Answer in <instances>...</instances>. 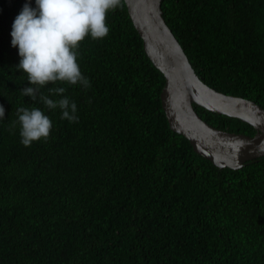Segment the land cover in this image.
<instances>
[{
  "label": "trees",
  "instance_id": "16d2710c",
  "mask_svg": "<svg viewBox=\"0 0 264 264\" xmlns=\"http://www.w3.org/2000/svg\"><path fill=\"white\" fill-rule=\"evenodd\" d=\"M0 0V264H264V156L218 168L173 132L162 73L124 0L102 39L78 49L90 81L62 86L78 122L23 96L11 26L25 3ZM166 24L205 84L264 108V0H161ZM52 99L59 97L50 96ZM52 121L25 147L17 109ZM209 124L253 135L238 118L194 104Z\"/></svg>",
  "mask_w": 264,
  "mask_h": 264
},
{
  "label": "water",
  "instance_id": "95a60500",
  "mask_svg": "<svg viewBox=\"0 0 264 264\" xmlns=\"http://www.w3.org/2000/svg\"><path fill=\"white\" fill-rule=\"evenodd\" d=\"M144 52L162 73L161 105L169 128L184 136L195 153L218 168L238 169L264 156V108L256 102L211 88L195 73L183 48L163 17L161 0H124ZM194 104L238 118L253 135L215 127L201 118Z\"/></svg>",
  "mask_w": 264,
  "mask_h": 264
},
{
  "label": "clouds",
  "instance_id": "9594fccd",
  "mask_svg": "<svg viewBox=\"0 0 264 264\" xmlns=\"http://www.w3.org/2000/svg\"><path fill=\"white\" fill-rule=\"evenodd\" d=\"M121 6V0H35V7L25 3L11 26V45L18 49L19 63L15 66L25 75L31 87L22 95L41 102L46 108L61 110V119L78 122L77 105L64 93L66 88L45 86L79 84L90 87L78 63V49L86 37L102 39L107 36L109 11ZM50 96L59 97L52 99ZM20 142L30 147L35 141H46L52 129L51 119L40 108L17 109ZM4 108L0 106V119Z\"/></svg>",
  "mask_w": 264,
  "mask_h": 264
}]
</instances>
